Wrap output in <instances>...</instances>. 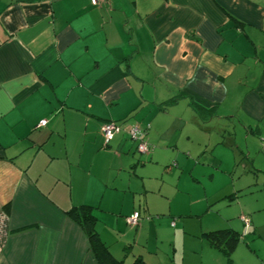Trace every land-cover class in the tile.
Masks as SVG:
<instances>
[{
	"label": "crops",
	"instance_id": "obj_1",
	"mask_svg": "<svg viewBox=\"0 0 264 264\" xmlns=\"http://www.w3.org/2000/svg\"><path fill=\"white\" fill-rule=\"evenodd\" d=\"M262 144L264 0H0V264H264Z\"/></svg>",
	"mask_w": 264,
	"mask_h": 264
},
{
	"label": "trees",
	"instance_id": "obj_2",
	"mask_svg": "<svg viewBox=\"0 0 264 264\" xmlns=\"http://www.w3.org/2000/svg\"><path fill=\"white\" fill-rule=\"evenodd\" d=\"M69 217L76 222L87 236L89 246L94 252L99 264H123L122 261L114 259L107 248L100 242L95 231V218L88 206L74 207L67 211ZM208 241L216 248H219L225 256L227 262L231 260V254L236 246L239 236L229 229L211 231L205 234ZM131 264H147L139 257L135 258Z\"/></svg>",
	"mask_w": 264,
	"mask_h": 264
},
{
	"label": "built area",
	"instance_id": "obj_3",
	"mask_svg": "<svg viewBox=\"0 0 264 264\" xmlns=\"http://www.w3.org/2000/svg\"><path fill=\"white\" fill-rule=\"evenodd\" d=\"M103 0H90L91 4L98 5ZM46 124V120H41L39 126ZM119 125L114 121H108L103 123L100 128V133L104 139L105 144L109 143L114 135L119 131ZM128 137L130 140L136 141V151L138 153H147L150 149L149 145L143 139V131L137 126L133 125L128 130ZM262 151H264V144L261 146ZM140 214L138 211H134L131 215L126 218L127 223L130 226H136L138 224Z\"/></svg>",
	"mask_w": 264,
	"mask_h": 264
}]
</instances>
